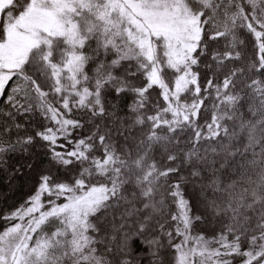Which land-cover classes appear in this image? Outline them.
I'll return each instance as SVG.
<instances>
[{
    "label": "snow or ice",
    "instance_id": "6c2138e0",
    "mask_svg": "<svg viewBox=\"0 0 264 264\" xmlns=\"http://www.w3.org/2000/svg\"><path fill=\"white\" fill-rule=\"evenodd\" d=\"M0 264H264V0H0Z\"/></svg>",
    "mask_w": 264,
    "mask_h": 264
},
{
    "label": "trees",
    "instance_id": "16d2710c",
    "mask_svg": "<svg viewBox=\"0 0 264 264\" xmlns=\"http://www.w3.org/2000/svg\"><path fill=\"white\" fill-rule=\"evenodd\" d=\"M30 190L23 180L16 181L15 186L10 188L6 174L0 173V209L16 207L30 193Z\"/></svg>",
    "mask_w": 264,
    "mask_h": 264
}]
</instances>
